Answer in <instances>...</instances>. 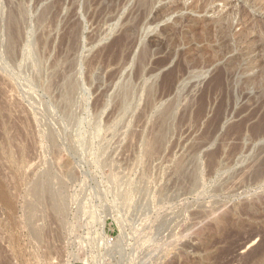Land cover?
Wrapping results in <instances>:
<instances>
[{"label": "rangeland", "instance_id": "374dc122", "mask_svg": "<svg viewBox=\"0 0 264 264\" xmlns=\"http://www.w3.org/2000/svg\"><path fill=\"white\" fill-rule=\"evenodd\" d=\"M0 2V264H118L119 236L145 255L129 264L152 247L159 264L254 263L264 176L243 168L264 157V0ZM184 157L204 193L147 248L148 227L115 215Z\"/></svg>", "mask_w": 264, "mask_h": 264}, {"label": "bare ground", "instance_id": "6f19581e", "mask_svg": "<svg viewBox=\"0 0 264 264\" xmlns=\"http://www.w3.org/2000/svg\"><path fill=\"white\" fill-rule=\"evenodd\" d=\"M100 1L101 0H94V4L98 6ZM22 7H24L23 3H22ZM0 8H3V2H0ZM16 8L18 7L15 5L12 8H10V10ZM217 155H218V150L215 153L213 152L212 155H208L209 160L207 162V175L211 174L215 169L219 168L220 164L218 162L219 158ZM196 159L197 158L195 157H190V158L184 157L183 159H180L175 163L174 167L171 169V171L168 174H166V176L165 175L160 176L159 174H155L153 172L150 175L149 186L145 193H142L144 192V190L139 189L138 193L135 195V199L133 200L132 204L128 205V203L126 202H122L120 204V210L115 215L116 224L120 227L147 226L149 231L148 234L149 242L147 248H150V246L152 247V245H156V244H158V247L165 248L170 238L175 235V232H178L177 225L176 226L174 224L172 225V220L168 218V216L171 215L173 211V206L184 207L185 204L187 203L184 204V201L180 198H183L184 196L185 197L192 196L194 194L202 197L201 195L204 193V192L203 193L197 192L200 186L198 188V184H197L198 181L196 182V177L198 174L197 166H199L198 164H196ZM197 162L200 163L199 160ZM224 167L223 169H226ZM246 167L243 169L245 170L247 169L246 170L247 172L250 171L248 169H252L251 172L248 173L250 180L252 179L255 181L256 180L260 181L259 179H261L264 176V157H262V159L259 158L252 160V163L250 164L249 168ZM227 168L229 169V167ZM244 172L245 171L243 170V173ZM38 195L40 199H44L46 197H49L51 193L49 189L42 188L38 191ZM147 212L148 214H146ZM38 221L39 220H34L32 221V223L35 222L37 223ZM197 221L200 222L201 220H197ZM198 224L200 225V223ZM32 229H33L32 230L33 233L35 234L38 233L39 229L37 228L34 229L33 227ZM178 234L180 233L178 232ZM100 235L103 236L102 230H100ZM152 248H150L151 250L150 256H152L151 262L153 264H159L158 256L153 257L156 256L154 255V253L158 250V248L157 249L156 247H154L153 249ZM105 252L108 254L118 255V264L119 263L129 264L130 262L133 261L139 262L143 260L142 259L143 257H145V255H143L139 249L136 250L129 249L128 251L126 245L123 243V239L121 236H119L117 241L114 242L112 245L110 246L107 245V247L105 248ZM263 253H264V247H262L261 250L257 252V256H255L256 257L255 258L256 261L254 262L255 264H263L264 262V258H262V256L264 255ZM75 260L76 258L71 256V258H69L68 260L69 262L66 263L72 264V262ZM77 262H81L84 264H102L100 259L98 260L94 256L93 257L91 256V258L89 259L86 258L84 260H78ZM254 263L252 262V264Z\"/></svg>", "mask_w": 264, "mask_h": 264}]
</instances>
